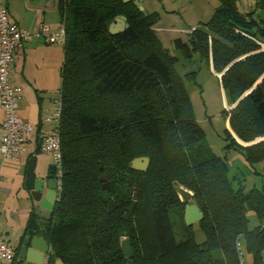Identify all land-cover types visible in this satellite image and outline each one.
<instances>
[{
    "label": "trees",
    "instance_id": "trees-1",
    "mask_svg": "<svg viewBox=\"0 0 264 264\" xmlns=\"http://www.w3.org/2000/svg\"><path fill=\"white\" fill-rule=\"evenodd\" d=\"M212 19L195 29L188 43L174 41L191 59H204L219 75L230 110L224 111L230 146L239 150L252 172L264 162V21L239 11L240 0H217ZM65 24L61 69L60 135L63 156L61 197L50 221L31 213L26 237L43 235L49 264H239L241 240L253 264L264 260V190L234 187L226 157L203 145L205 133L195 120L178 62L154 33L156 14L145 16L133 1L60 0ZM6 5V4H5ZM260 2L257 0V9ZM125 16L129 28L111 34L109 26ZM40 133V128H38ZM247 144L242 147L238 141ZM40 152L38 139L36 153ZM29 156L28 162L35 159ZM147 157L146 172L131 168ZM262 176V175H261ZM55 178V168H49ZM107 177L109 200L103 198ZM138 201L126 221V209ZM178 187L192 193L203 214L207 237L203 251L193 227L184 223L187 203ZM113 201L117 209L108 211ZM182 220L178 241L171 212ZM259 225L251 229L247 214ZM135 251L124 257L120 238ZM220 252L222 257L212 255Z\"/></svg>",
    "mask_w": 264,
    "mask_h": 264
},
{
    "label": "rangeland",
    "instance_id": "rangeland-1",
    "mask_svg": "<svg viewBox=\"0 0 264 264\" xmlns=\"http://www.w3.org/2000/svg\"><path fill=\"white\" fill-rule=\"evenodd\" d=\"M219 6L217 0H143L142 7L147 14H156L158 21L153 28L154 33L162 42L163 47L177 58L175 70L183 78L184 87L191 102L195 120L205 133L203 145L219 157H226L229 167V178L235 179L234 187L238 188L240 182L245 191L253 188L264 190V176L253 173L245 161L244 155L230 146L226 130L229 128L233 134L228 118L224 111L230 110L229 102L222 88L219 75L213 70L199 54H194L191 59L184 57L181 50L176 49L174 41L181 39L188 43L190 34L195 29H204L213 17L216 8ZM239 11L248 14L257 11V0H240ZM54 98L59 99V94L54 93ZM58 108V104L54 105ZM53 113V112H52ZM42 121L51 114L46 111ZM228 130V131H229ZM238 141V140H237ZM242 147L248 146L238 141ZM31 146L28 148L30 150ZM35 149V148H34ZM29 152V151H28ZM27 152V153H28ZM39 172L46 171L53 164L51 155L39 152ZM23 158V157H22ZM38 170V169H37ZM180 200L190 203L192 193L182 187H178ZM251 229L259 225L256 214L249 211L247 214ZM171 218L175 223L176 238L180 241L183 238V225L179 214L171 212ZM185 223V222H184ZM9 244L16 249L20 242L17 239H8ZM218 259L221 253L216 251L212 255ZM246 264H253L252 256L244 249ZM22 264V262H19ZM264 264V260H263Z\"/></svg>",
    "mask_w": 264,
    "mask_h": 264
},
{
    "label": "crops",
    "instance_id": "crops-1",
    "mask_svg": "<svg viewBox=\"0 0 264 264\" xmlns=\"http://www.w3.org/2000/svg\"><path fill=\"white\" fill-rule=\"evenodd\" d=\"M59 2L60 0L4 1L11 20L20 28L31 32L37 30L40 25H45L52 30L60 27L63 18ZM258 13L259 9H257ZM63 62L64 45H51L40 38L27 41L15 58L12 82L23 90L18 114L26 122L40 128L41 133L51 131L52 126L42 121V118L46 111L51 112L49 115L51 116L56 109L54 105L57 100L53 95L54 93L60 95ZM2 119L3 113L0 107V121ZM1 141L0 129V147ZM30 146L29 152L16 161L4 160L0 151V232L8 242V239L21 241L31 213L37 207L31 192L25 188L28 159L30 155L36 153V142L33 141ZM37 154L34 159L36 177L47 180L49 168L52 165L46 171L39 172ZM39 221L44 220L39 218Z\"/></svg>",
    "mask_w": 264,
    "mask_h": 264
},
{
    "label": "built area",
    "instance_id": "built-area-1",
    "mask_svg": "<svg viewBox=\"0 0 264 264\" xmlns=\"http://www.w3.org/2000/svg\"><path fill=\"white\" fill-rule=\"evenodd\" d=\"M0 0V107L3 119L0 121L2 131L1 155L4 160L16 161L28 152L29 146L37 141L40 152L53 158L55 168V181L57 183L56 200L61 197L63 175V156L60 135V100L57 102L53 114L45 119L50 124V133H38L37 126L26 122L18 114L19 102L23 96L20 86L12 82L13 66L16 55L22 51L24 44L33 39L40 38L51 45L65 44L66 30L62 22L57 30H52L45 25H40L34 32L24 30L11 20L8 8ZM239 264H246L244 246L241 240L237 241ZM15 249L3 238L0 232V264H14ZM41 264H49V256L43 257Z\"/></svg>",
    "mask_w": 264,
    "mask_h": 264
},
{
    "label": "water",
    "instance_id": "water-1",
    "mask_svg": "<svg viewBox=\"0 0 264 264\" xmlns=\"http://www.w3.org/2000/svg\"><path fill=\"white\" fill-rule=\"evenodd\" d=\"M125 2L133 1L135 6L139 8L140 11L144 13L145 16L148 14L144 11L142 7L143 0H124ZM259 13L257 14L260 21H264V0H259ZM129 28L126 17L121 16L116 18L113 23L109 26V32L111 34H119L124 32ZM229 130V128H227ZM230 132V130H229ZM35 160L31 159L28 164L25 188L31 192V197L33 201L37 204L35 209L36 215L44 221H50L52 214L56 205V189L57 183L55 178L44 179L37 178L35 174ZM150 165V160L147 157H140L133 160L131 168L138 172H146ZM258 175L264 176V162L260 164H255L252 166ZM108 178L102 177L101 181L104 183L102 190L104 192V200H109V184L107 183ZM134 203L131 204L124 214V219L127 221L130 213H133L136 202L138 201V194L136 187L134 188L133 195ZM117 209V205L113 201L108 203V211L112 212ZM203 219V214L201 213L197 202L192 199L185 207L184 211V222L187 226L193 227V235L195 244L203 251V245L207 241L205 233L201 230V221ZM49 244L43 235H34L26 237L21 243L18 251V258L24 264H41L45 254L49 253ZM120 248L125 258L131 259L135 251L132 247L129 237L120 238ZM55 264H64L60 259L56 261ZM134 264V263H129ZM206 264H212L211 259H208Z\"/></svg>",
    "mask_w": 264,
    "mask_h": 264
}]
</instances>
